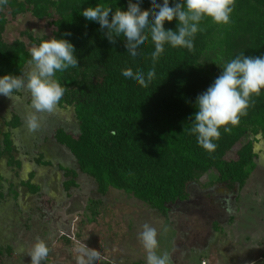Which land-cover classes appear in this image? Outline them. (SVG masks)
Wrapping results in <instances>:
<instances>
[{
    "label": "trees",
    "instance_id": "16d2710c",
    "mask_svg": "<svg viewBox=\"0 0 264 264\" xmlns=\"http://www.w3.org/2000/svg\"><path fill=\"white\" fill-rule=\"evenodd\" d=\"M142 2L143 10L151 13L149 0ZM97 3L127 8V0H8L0 8L9 9L12 17L26 12L37 20L55 16L52 37L72 34L78 67L57 73L56 79L65 88L57 107L73 110L77 133L57 129L55 143L69 152L82 175L94 180L98 194L105 195L109 189L122 192L163 218L168 216L169 205L189 201L192 185L200 191L224 184L244 187L256 168L255 141L251 137L259 136L264 161V90L250 98L247 113L237 125H229L228 132L220 130L214 152L198 145L190 132V118L196 111V97L213 83L224 62L239 53L264 55V0H235L227 25L203 20L192 51L166 45L155 64L156 77L147 88L123 77L121 71L131 68L134 73H147L153 67L154 46L149 42L139 59H133L124 41L109 44L99 25L80 15ZM5 25L1 16L0 76L25 73L29 51L20 41L10 45L2 41ZM165 28L175 30V21ZM28 38L33 45L39 43L30 35ZM18 125L15 116L3 123L5 128ZM229 153L233 157L226 159ZM12 154L11 133L2 131L0 124V161L16 165ZM60 171L69 178L63 185L65 191L76 188L77 173L65 168ZM210 171L217 174L216 179L203 184ZM1 182L0 174V190ZM24 186L38 195L39 188L30 180ZM95 204L89 203L92 214Z\"/></svg>",
    "mask_w": 264,
    "mask_h": 264
},
{
    "label": "rangeland",
    "instance_id": "374dc122",
    "mask_svg": "<svg viewBox=\"0 0 264 264\" xmlns=\"http://www.w3.org/2000/svg\"><path fill=\"white\" fill-rule=\"evenodd\" d=\"M1 16L6 20L2 41L7 45L20 41L28 51L34 46L29 35L40 42L55 31V16L37 20L26 12L12 17L9 9L0 10ZM19 96L12 101L0 96V124L2 131L11 133L16 163L8 166L5 159L0 161V264H30L27 253L37 238L50 247L43 264H78L80 243L100 254L95 264H146L139 240L145 223L156 228L158 251L168 252L172 264H264V161L259 136L251 137L256 168L244 187L224 184L200 191L192 185L189 201L169 205L163 218L122 192L109 189L98 194L94 180L79 172L73 157L53 138L57 129L77 133L71 108L57 107L45 114L42 127L29 133L24 121L29 94ZM13 116L19 125L5 128L3 123ZM232 157L229 153L226 159ZM60 168L77 173L76 188L65 191L69 178ZM216 176L210 171L202 183ZM28 180L39 188L38 195L27 191ZM90 201L96 202L94 214Z\"/></svg>",
    "mask_w": 264,
    "mask_h": 264
},
{
    "label": "clouds",
    "instance_id": "9594fccd",
    "mask_svg": "<svg viewBox=\"0 0 264 264\" xmlns=\"http://www.w3.org/2000/svg\"><path fill=\"white\" fill-rule=\"evenodd\" d=\"M8 0H0V8ZM235 0H149L152 12L143 10L142 0H127L126 10L111 5L97 3L81 11L87 22L99 25V30L109 44L124 41L126 52L139 59L140 51L149 42L154 46L151 53L153 67L147 73H134L131 68L122 69L121 75L135 84L147 88L156 77L155 64L165 51V46L194 49V39L201 31V22L210 20L216 25L230 23ZM176 23L175 30L166 29L165 24ZM46 36V34H43ZM71 33H63L57 39L42 38L29 51L28 71L19 75L0 76V96L19 99V93L29 94V110L24 121L29 133L42 127L45 114L56 111L65 88L56 79L58 72L78 67L76 48L70 41ZM220 74L213 83L195 100V114L190 132L196 136L199 146L211 153L217 145L215 141L229 125H237L241 116L246 115L251 97L264 90V55L246 56L237 54L223 63ZM194 118V119H193ZM158 233L155 227L145 223L139 233V240L146 253V264H172L168 252H159ZM78 264H95L100 254L80 243L77 249ZM50 253L49 245L39 238L32 244L27 256L30 264H43Z\"/></svg>",
    "mask_w": 264,
    "mask_h": 264
}]
</instances>
